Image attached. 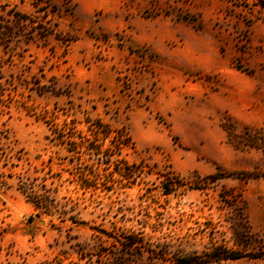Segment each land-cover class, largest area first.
<instances>
[{"label":"rangeland","instance_id":"374dc122","mask_svg":"<svg viewBox=\"0 0 264 264\" xmlns=\"http://www.w3.org/2000/svg\"><path fill=\"white\" fill-rule=\"evenodd\" d=\"M0 131V264H264L252 0H0Z\"/></svg>","mask_w":264,"mask_h":264},{"label":"trees","instance_id":"16d2710c","mask_svg":"<svg viewBox=\"0 0 264 264\" xmlns=\"http://www.w3.org/2000/svg\"><path fill=\"white\" fill-rule=\"evenodd\" d=\"M254 4H259L260 6L264 7V0H252ZM16 17V16H15ZM2 87V86H1ZM12 140L7 132L0 131V164L2 163L3 168H15L17 167V164H14L13 159L14 156H12L9 152H6L7 148L11 145ZM11 149V148H10ZM21 159V158H20ZM17 158V161L20 160ZM1 176H5L8 179L12 178V174L6 175L4 173L1 174ZM18 190L20 193L28 200L30 198L32 199V202L35 203L36 210H41L43 214L45 215H53L55 208L53 206L54 200L49 196V194L46 195H35L30 192V182H28V179L26 178L25 181L18 177ZM5 186L6 184L3 182L2 184ZM85 188H88L84 186ZM90 187V186H89ZM121 245H125L126 248L130 251L140 249L141 248V241L136 235H129L123 238ZM123 247V246H122ZM211 261H220V260H235L239 257L230 252H222L220 250H215L210 256ZM204 263L200 258H194V257H182V258H176L174 259V264H201ZM50 264V263H46ZM118 264H127L125 261H120Z\"/></svg>","mask_w":264,"mask_h":264}]
</instances>
